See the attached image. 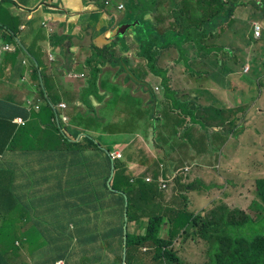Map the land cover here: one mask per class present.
<instances>
[{"label":"crops","instance_id":"crops-1","mask_svg":"<svg viewBox=\"0 0 264 264\" xmlns=\"http://www.w3.org/2000/svg\"><path fill=\"white\" fill-rule=\"evenodd\" d=\"M122 1L124 0H110L109 5L105 6L101 1L92 0H0V101L9 104L22 100L26 105L27 100L32 97L31 94L35 92L38 81V78L30 76L34 68H38L40 81L42 74H45L46 78L47 74L50 76L48 89L52 94L59 96L60 101L68 104V107L80 104L85 111L81 96L83 93L84 96L88 95V112L99 116L101 124L98 129L93 126L71 125L77 130H82L75 140L89 135L99 143L102 150V146H112V150L104 148L106 154L121 152L118 160L124 164L125 172L134 176L135 181H145L147 176L153 178L151 173L143 177L145 171L159 173L158 177H154V181H145L150 184L145 188L146 192L136 187L129 195L122 194L125 207L127 200L131 205L130 212L136 215L130 222L125 221V238V231L128 229L131 232L144 233L149 218L155 213L164 216L168 225L170 217H175L177 212L183 210V207L182 210L178 207L181 204H187L185 209L191 210L194 205L199 206L200 211L204 210L211 202L208 193L200 194L199 189H189L187 183L199 182L200 177L207 178V184L214 181V177L199 174L200 171L205 173L213 168L207 153H224L235 141L237 148L243 147V139L253 127L245 125L239 116L234 119L237 108L240 106L242 111L246 105L244 93L243 96L237 95L239 103H234L229 98L235 84L234 77H237L238 84L242 86V73L236 71L237 69L230 71L231 68L225 60L220 62L218 59L217 66L213 67L211 64L214 57L212 58L205 49L200 51L195 48L196 52L193 54L191 49H185V43L181 50L171 40L169 44L157 41L152 45L151 49L157 51L153 58V72L147 67L145 57L139 55L143 43H147L152 35L146 32L144 25L134 27L128 22L131 18L127 17V9L119 11L117 8L119 3H124ZM197 14L200 15V12ZM146 21L154 23L156 28H161L160 24L166 23L163 31L168 24L164 16L158 14L154 17H145L143 14L141 22ZM127 23L129 26L121 32ZM11 25H17L16 34L9 30ZM11 33L12 39L5 40ZM165 34L166 37L173 38L175 32ZM6 45L10 46V49H5ZM17 46L21 49L16 51ZM106 48H111V60L108 56L105 57L108 55L104 52ZM168 48L171 52H167ZM13 51H16L15 59ZM181 56L197 64L187 67L188 64ZM214 56L221 58L223 53H215ZM173 60L176 62L171 64ZM219 63L221 67H218ZM91 67L100 69L95 95L88 91L91 86L87 88ZM163 78L169 81L173 93H166ZM195 78L198 79L197 84ZM45 95L47 96L46 93ZM216 96L222 100L221 104H214L210 99ZM133 98H139L137 103L131 104ZM124 102L126 106L119 117L109 112V107L114 105V108L120 109ZM149 102L151 104L147 105ZM213 107L221 109L220 115L212 110ZM0 110H4L2 103ZM230 110L233 111L231 116L228 114ZM4 135L0 134V141ZM148 140L155 144L152 150L146 144ZM83 147L94 148L90 145ZM5 150L8 151L6 156L3 157L0 153V177L9 180H0V185H27L29 181L21 182L24 178L15 172L19 168V159L25 155H20L19 148H13L9 152L6 147ZM216 158L222 166L228 161L226 166L233 172L234 156ZM34 161L36 160L33 158ZM186 167L189 169L185 170ZM135 168H141L143 172L139 171L140 174L135 175L132 171ZM36 169L38 168H35L34 163L28 170L33 174ZM74 169L77 171L75 176H61L58 183L63 189L66 187L75 202L76 198L80 201L92 199L90 203L94 204V200H97L94 196L81 197L80 191L89 184L107 182L108 189L115 190L109 186L112 175L109 182L108 178L106 182L103 181L106 173H101L100 159L95 156L78 158ZM177 171H180L178 178H185L184 182L179 184L181 193L182 189L185 191L181 202L178 201L179 194H176L177 189L174 188L178 178L172 180L170 177ZM159 177L168 180L167 190L160 187ZM67 182H71L73 186H69ZM53 184V181H47V189L53 187ZM66 195L56 202L47 200V234L60 235L52 236V241L50 236L47 237L50 243H56L55 250L49 246L52 251L47 253L46 259L34 254V257H31L34 258L33 261L36 264H117L113 252L115 249L108 243L103 244V235L100 234L117 230L114 209L117 207L116 199L119 195L108 192L102 203L87 207L91 209L87 214H77V221L73 219L76 218L73 217V206L67 203ZM198 195H202L201 198L197 197ZM103 204L105 207L101 210ZM80 211L82 210H75L76 213ZM196 213L195 211L193 214ZM78 232L97 233L98 237L84 239L78 237ZM67 233L73 234L72 240H69ZM113 238L116 240L115 236ZM130 249L132 264L145 262L146 255L141 258L140 254L144 252L143 247L132 246ZM14 258L15 255L9 258L10 264L15 263ZM126 258L127 253L125 258L123 253L122 264L126 262ZM203 261L204 258L196 264H203ZM185 262L183 261V264Z\"/></svg>","mask_w":264,"mask_h":264},{"label":"trees","instance_id":"trees-1","mask_svg":"<svg viewBox=\"0 0 264 264\" xmlns=\"http://www.w3.org/2000/svg\"><path fill=\"white\" fill-rule=\"evenodd\" d=\"M126 1L128 2L126 5L127 17L132 19L130 23L137 24L132 25L134 27H139L144 24V22H141V17L143 14L156 11L155 2L157 0ZM167 1L170 7L174 6L172 7V13L169 14L175 18V21L171 22L173 27L166 28L162 34H159V37L166 35L165 33L168 35L171 32H175L173 38H170L171 36H169V40L173 41L175 43L174 45L181 50L184 48L183 44L186 42L191 43L192 47H195L200 51L208 49L207 52L227 51L231 53L232 51V53H234L233 50H240V53H235L232 55L234 57V66L237 67L233 68V66L229 63V66H231L230 71L236 70L238 66L242 65L239 61L241 60L242 56L245 57V51L247 50L246 46H248V43H243L241 46L238 45L237 47H230L229 49H226V46H224L222 42L210 45L207 44L205 40L212 38L216 31L221 27L222 29L227 28L230 30V27L234 21L237 18H240L239 16L242 14V8L246 9V11L243 12H246L245 16L247 19L258 21L264 26V0H192L190 5L186 0L181 1L179 4L172 3V0ZM192 10L193 12L196 10L197 12L203 13L198 15L197 18L194 19V22H189L188 13L190 12L192 16L196 15L191 12ZM246 18L244 17V19ZM131 19L128 20L130 21ZM152 24L154 25V23ZM153 27L156 28V26ZM176 27H179V29ZM15 28H17V25H11L9 30L13 34H16L18 30H15ZM144 28L146 30L145 25ZM151 29L152 30L150 31L146 30V32L152 36L149 37L150 39L147 41V43H143V48L139 55L145 57L147 67L154 72L155 68L153 58L157 51L151 48L152 45L159 41V39L156 38V34H158L156 33V30H154L152 27ZM12 33L6 37L5 40L12 39ZM253 37L254 36H252V39ZM176 38L181 40V43L177 42ZM251 43L252 51L259 52L262 48L264 50V34L262 37L254 39ZM20 49L21 48L17 46L16 51ZM16 51H13L14 59V53ZM167 52L171 51L167 49ZM13 58L12 67H14ZM181 58L185 59L183 56H181ZM37 69L38 68L33 69V73H30L31 77L38 78ZM99 72V68L91 67L89 70L90 77L87 79V88L91 86V89L88 91L94 95L96 94L97 90L96 79ZM253 72H256V69H253ZM245 75L250 79L251 82H254L255 78L251 73H246ZM164 79L165 78H163V80ZM163 84L166 85L164 86V88H166V93H173V89H171L167 79L163 81ZM34 91L35 92L33 93H35L36 97H31L32 103H29L27 106L23 104L22 100H18L17 102L9 104H4L3 101H0V103L3 104L4 109L3 111L0 110V134H5L0 141L1 155L4 157L8 154V151L5 150L6 147L9 149V152L13 148L16 150L19 148L21 156L30 153V155L36 161L43 162V168H38L33 171L35 174L44 172L41 179L46 183L47 181H53L54 184L53 187L47 189V198L44 197L42 199L56 202L67 194V203L73 206V217H76L73 218L74 221H77L78 219L77 214L83 212L87 214L89 211H91L90 208H87L88 206H95L96 204H100L103 201H98L97 203L91 204L90 201L92 199H88L87 201H81L83 206H80L77 202V199L76 202L71 199L73 197L68 194L69 191L66 190V187L64 186L63 189L61 184H59L61 176H66L67 178L75 176L77 171H75L74 167L76 166L77 159L90 155L95 156L96 159H100L101 173H106L103 180L104 182H106L109 176L112 164L113 173L116 169L122 170L120 179L113 178L112 176L110 186L116 191L108 189L106 184H103L104 187L107 188L108 192L113 195H119L118 199H116L117 207L114 209L115 217H117V230L115 232L105 231L103 234H100L103 235L102 243H108L112 248L115 249L113 252L115 253L116 263L122 264L124 250V224L126 220L125 199L122 197V193H127L129 195V193L136 187L137 189L146 192L145 188L149 187L150 184H146V182L142 179H136V181L132 182V176H129V174L125 172L124 164L120 161H116L118 159L112 161L110 156L100 148L99 143L95 142L91 136H84L82 139L76 141L75 138L77 134L82 130H77L72 127L73 125L71 126L70 124H65L62 122L59 117L61 109L57 108V110H55V108H53L57 101L58 103L60 102V97L52 94L48 87L45 89L42 83L40 86L39 79L36 82ZM87 96H84V93L81 96L84 100L83 103L86 105L88 104L86 102ZM35 102H38V104ZM35 105L37 107H35ZM78 108L79 107L77 106H72L69 112L71 115L70 117L73 116V112L75 117L78 115L85 117V115L90 114V112H82ZM17 114L23 119L22 123L15 122V119L17 118L15 115ZM96 119L99 120V116H95V120ZM84 145H90L94 148L91 149L83 147ZM253 146H256V143H253ZM37 152L40 155H43L44 158L39 157ZM0 180L5 182L9 180V178H3L1 176ZM258 183L260 187V191L258 193L260 203L253 202L250 207L256 209V212L254 213L255 215H258L257 210L261 211L263 215H258L259 219H252V217L244 211L241 212L235 208L229 209L227 208V204L225 206H218L217 208L212 207V209L209 211L202 210L194 215H186L182 211H179L180 213L177 212L175 217H170L168 225L165 223L166 218L164 216L155 213L154 216L149 218L146 231L144 233L131 232L128 229L126 263L132 264L129 257V250L131 251L130 248L132 246L138 248H144L148 246L151 249V252L147 253V255L150 254L151 264H183L182 262L179 263V257L173 251V249H171L176 237L179 235H198L208 242V257L210 259V264H264V179L259 180ZM28 184L30 186H36L37 184H40V179L35 176L34 179ZM187 186H189V189L194 190H201V188H204V186L197 181L187 183ZM0 187L1 198H3L5 201H16L20 203L22 200V198L19 197V193L22 189L21 186H11L4 183L3 185H0ZM36 190L42 191V189ZM229 195L230 193H227V196ZM201 196L202 195H198L197 197L201 198ZM88 197L91 196L88 195ZM68 198H70V200H68ZM42 199L39 197L37 201H41ZM201 204H203V202H201ZM101 207V210L104 209L105 204H103ZM130 208L131 205L129 203L127 210L128 222H130L131 219L136 218V215L130 212ZM79 209L82 211L76 213L75 210ZM70 212L71 211H68V213ZM19 218L21 221L18 219L6 218L4 220V224L0 226L1 228L5 227L6 229L11 227L9 230H5L4 232L0 233V249L1 244L3 246V251L0 250V264H10L9 258L14 255L17 256L18 250L21 249V247L26 249L30 253L31 257H34V254H36L35 256L39 254V257L44 259H46L47 250L48 252L55 250L56 243H50L47 240V237L50 236L52 241V236L57 235L58 237L60 233H51V235L49 233H45L44 238L48 242L47 246L44 248L42 246H36L35 243L37 240H39V237L36 234L42 233V231L38 229L39 222L35 221L36 217H32L31 226L26 228H23V224L27 223V217L24 210L19 211ZM164 234L167 236L164 237ZM66 235L69 237V240L73 239L72 233H67ZM77 235L78 237L80 236L84 239H96L98 237L97 233L95 234L92 232H78ZM113 236L116 237V240L113 238ZM112 239L114 240L110 241ZM49 246H51L52 250L49 249ZM213 255L217 257L218 263L214 261ZM29 259L30 261L25 257H22L19 264H36V262L33 261L34 258Z\"/></svg>","mask_w":264,"mask_h":264},{"label":"rangeland","instance_id":"rangeland-1","mask_svg":"<svg viewBox=\"0 0 264 264\" xmlns=\"http://www.w3.org/2000/svg\"><path fill=\"white\" fill-rule=\"evenodd\" d=\"M181 1L183 0H172L171 2L175 4H179ZM186 1L189 5L192 3V0H186ZM155 7H156L157 12L156 11H152V13L148 12L147 14H144L145 17H148L149 15L154 17L156 14L164 16V18L168 21L166 28H172L173 26L171 22H174L175 18L170 16V14L172 13L173 11L172 7L174 6L170 7L167 0H157L155 2ZM243 11H246V9L242 8V14L239 16L240 18H237L234 21V23L230 27V30L227 28L222 29L221 27L216 31L215 35L212 38L206 39L205 42L210 45H213L218 42H222L223 45L226 46V49H229L230 47L231 48L237 47L238 45L241 46L243 43H248V46H246L247 50L245 51V57L242 56L241 60L239 61L241 62L242 65L238 66L237 71H239V73H242V69H244V72L251 73L252 76L255 78V80L254 82H251L250 79L246 75H241L240 79L242 82V86H243L242 87L238 84L237 77H234L233 82H235V84L232 88V92L229 95V98L234 103H239L237 99V95L240 94V96H243L242 93H244V99L246 101L245 102L246 105L243 107L242 111H240V106L237 108V110L234 109L236 110V113H237L234 116V119L237 116H239L240 118L244 120L245 125L253 127V129L245 135L243 139V142H244L243 147L237 148L236 146L237 141H235L230 147H227V150L224 153H220V151L217 152L216 154H214L213 152L207 153L208 157L213 163L212 164L213 168L205 171V173L200 171L199 174L203 176L214 177L215 179L214 181L207 184V178L205 179V178L200 177L199 183L203 185L204 188H201L199 192L201 194L205 192L208 193L209 195L208 199H211V202L215 201V204L213 203L214 205H212V203L210 202L207 206H205L206 208L204 210L209 211L210 209H212V207L217 208L218 206H222V205L225 206L227 204V208L229 209L235 208L241 212L244 211L245 213L250 215L252 219L257 220L259 219L258 215L260 216L263 214L261 213V211L257 210L258 215H255L254 213L256 212V209H253L250 206L253 202L260 203V199L258 197V193L260 191L258 181L264 179V50L262 48L261 51L259 52L252 51L251 42L256 38L258 39L262 37V35L264 34V26L258 21L247 19L245 16L246 12H243ZM191 12H193V10ZM193 13L196 14L199 12L195 10V12ZM202 13L203 12H200V14ZM197 16L198 14L195 16H192L189 12L188 13L189 22H194L195 21L194 19L197 18ZM244 17L246 19H244ZM165 24L166 23H161L160 24L161 28H158V27L155 28L153 27L154 25L151 24V21H146L143 25H145L147 31L152 30L151 29L152 27L154 30H156V33H158L156 34L157 35L156 38L159 39V41L161 42L165 41L166 44H169L170 40L168 37H166L165 35H163L162 37H159V34H162L163 32L162 28L165 27ZM257 24H260V26H262L263 28V30L259 34L253 31V28L255 29ZM176 28L179 29V27H176ZM252 36H254L253 39H252ZM176 41L181 43V40H179L178 38H176ZM184 45H185V49L187 50L191 49L192 53L195 54L196 52L195 47H192L191 44H188V42H186ZM207 50L205 49V51ZM104 52L108 54L105 57L108 56L109 60H111L112 58L111 55H113L111 48H106ZM233 52H234L233 54L240 53V50L239 51L233 50ZM208 53L211 54L212 58L214 57L212 64H211V66L213 67L217 66L216 62L219 59L216 56H214L215 53L219 55L223 53L222 59L228 62V65L230 63L233 66V68L237 67V66H234L235 65L234 57L232 56L231 53L227 51H219L215 53L214 51H210ZM185 61L188 64L187 67H189V65L193 67V64H197L195 61L191 62V60H188V59H185ZM175 62L176 61L173 60L170 63L173 64ZM218 67H221L220 63ZM246 69L248 70L245 71ZM253 69H256V72H253ZM115 70L117 71V68ZM43 72L44 70L42 71V73ZM193 75H194V72H193ZM39 76L40 74H38V79H39ZM41 77H42V80L41 81L39 80L40 86H41V83H43L46 89L51 78L48 74H47V78L45 74H42ZM195 81L197 84L198 79L195 78ZM20 91H22V89H20ZM31 96L36 97L34 93H32ZM138 99L139 98H133L131 100V104L137 103ZM210 99L213 101L214 104L216 103L218 105L222 103V100L220 99V97H217V96L210 97ZM35 103L38 104V102H35ZM150 104L151 102H149L147 105H150ZM125 106L126 104L124 102V104L121 106L120 109L114 108L115 106L113 105L109 107L108 110L111 114L117 115L119 117L121 113L124 111ZM237 106L238 105H236V107ZM71 108L72 106L67 107L66 109H63L60 111V114L65 113L69 117L67 121H62L63 123L70 124V125L74 124L78 126H87V127L93 126V128H96V129L99 128L101 124L100 119L95 120V115L87 114L85 115V117L81 115H78L77 117H75V114L73 112L72 113L73 116L70 117L71 115L69 112ZM212 110L215 111L218 115H220L221 113V109L219 107H213ZM232 113L233 111L231 110L228 111V114L230 116L232 115ZM216 135L218 134L216 133ZM207 140L208 139L206 137V142ZM94 141L97 142L96 140ZM151 141L152 140H148L146 144L152 150V148L155 147V144L154 142H151ZM253 143H256V146H253ZM102 147H103V150L104 148H107V149L109 148L110 150H112V146H108V147L102 146ZM37 155L39 157L44 158V156L40 155L38 152H37ZM227 155H232L235 157V159L232 160L233 161L232 163L233 172L230 171V169L226 166L228 164V161H225V164L222 166L219 163L218 159L216 158L217 156H227ZM116 161H121V160H116ZM18 163H19V168L16 169L15 172L19 174L20 176H22V178H24V180L21 182H24V183L28 181L30 182L36 176L38 179H40V184H37L36 186H30L29 184L25 186H21L22 189H21V192L19 193V197L22 198V200L20 201V203L16 201L14 202L5 201L0 196V226L4 224L5 222L4 220L6 218L18 219L19 221H21V219L19 218V211L24 210L25 215L27 217V223L23 224V228L31 226L32 217L35 216L36 217L35 221L39 222L38 229L42 231L41 234H36L39 237V240H37L35 244L36 246H42L44 248L48 244V242L44 238L45 233H47L46 232L47 231V200L42 199V198L44 197L47 198V183L41 179L44 172L39 173V174H35V173L31 174L29 172L31 170H28L30 167L34 165V163H35V168H40V169L43 168V162H39V161L33 162V157L30 154H26L21 159H19ZM132 171H134L135 175H139L140 174L139 171L143 172L141 168H135ZM148 173H151L153 177H158L159 175V173L145 171L143 172L142 176ZM121 174H122V170L116 169L113 173V178L120 179ZM175 175L171 174L170 177L174 180L180 177V175H177L176 177ZM129 176H133V175L130 174ZM184 180L185 178L183 179L178 178L175 180L176 185L174 188L177 189L176 194H179V198H180L178 200L179 202L182 201L181 200L183 196L182 194L185 193V191L182 188H181L182 189V193H181L179 184L184 182ZM67 184L69 186L70 185L73 186L71 182H67ZM106 185H107V182H106ZM36 189H42V191L36 190ZM0 190H1V187H0ZM80 192H82L81 197H86V196L88 197V195L94 196L97 199V200L93 199L94 203H97L98 201L102 202L103 201L102 199H105V196L108 194V190L107 188L103 187L102 182H96L93 184H89L87 187L83 188ZM228 192L230 193V195L229 196L225 195V193H228ZM39 197L42 199L41 201H37ZM70 198H68V200H70ZM77 202L80 206H83L80 200L77 199ZM186 205L187 204L185 205L181 204L178 207L180 208V210H182V207H183L182 212L186 214L191 213L190 215H194L193 213H195V211L200 212L199 206L192 205L191 210H190L188 208L185 209ZM262 206H263V203H262ZM187 211H189L190 213ZM10 228L6 229L5 227L4 228L0 227V233L4 232L5 230H9ZM20 235H23V234H20ZM166 236L167 235L164 234V237ZM176 239L177 240L174 242L171 249H173V251L179 257V260H180L179 263L181 262L183 263V261H186L185 264H196L199 261L201 262L202 259L204 258L205 261H203V264H210L209 257L208 258L206 257L208 256V253H209V245H208V242L205 241V239H202L198 235L196 236L179 235L178 237H176ZM0 250L3 251L2 244H1ZM143 250L144 252L140 253L141 258L145 255L146 257L144 258L145 262H143L142 264H151L150 254L147 255V253L151 252V249L147 246L146 249H143ZM47 253H48V250H47ZM213 256H214L213 257L214 261L217 262L218 260L217 257L215 255ZM22 257L23 258L25 257L26 259L31 258L30 253L23 247H21V249L18 250V255L15 256L14 258L15 263L13 264L20 262V259Z\"/></svg>","mask_w":264,"mask_h":264},{"label":"clouds","instance_id":"clouds-1","mask_svg":"<svg viewBox=\"0 0 264 264\" xmlns=\"http://www.w3.org/2000/svg\"><path fill=\"white\" fill-rule=\"evenodd\" d=\"M92 1H101V2H103V4L105 5V6H108L109 5V1L110 0H106V2H107V4L104 2L105 0H92ZM122 2H124V3H119L118 4V6H117V8H118V10L119 11H122L124 8L126 9V5H127V1L126 0H124V1H122ZM120 6H121V8H120ZM128 22H131V21H128ZM135 25H137V24H135ZM258 27L260 28V30H259V33L262 31V26H260V24H257L256 25V27H255V33H256V31H257V29H258ZM258 33V34H259ZM7 47V48H6ZM4 48L5 49H10V46H8V45H6V46H4ZM231 53H232V51H231ZM232 55H233V53H232ZM219 61L220 62H222V61H224L223 59H222V57L221 58H219ZM230 68H231V66H230ZM248 69H246L245 71H247ZM237 71V70H236ZM246 73L244 72V69H242V75H245ZM28 101H29V103L31 104L32 102H31V99H29V100H27V104H26V106L29 104L28 103ZM80 101H82V100H80ZM64 104V106H60V104ZM82 103H83V101H82ZM77 107H79V109L82 111V112H87L88 111V107H89V103L86 105V104H84L83 103V106H84V108H85V111L83 110V108H82V106L80 105V104H78V105H76ZM68 107V104H66V103H64V102H62V101H60L59 103L57 102L56 103V105H54L53 106V108H55V110H57V108H60L61 110H63V109H66ZM62 116H66V119L65 120H63L62 119ZM59 117H60V119L62 120V121H67L68 119H69V117L67 116V114H65V113H63V114H60L59 115ZM16 122V121H15ZM17 123V122H16ZM108 153V155L110 156V159L113 161V160H115V159H118V158H120L121 157V152H119V151H116V152H107ZM115 153H119L120 154V156H116L115 155ZM112 155H114V157H112ZM111 168H112V176H113V164L111 165ZM189 169V167H186L185 168V170H188ZM111 172V171H110ZM179 172L180 171H177L174 175H175V177L179 174ZM144 177V176H143ZM147 178H150V180H148ZM158 180H159V185H160V187L161 188H163L164 190H167L168 189V180H166V179H163L162 177L160 178H158ZM173 180V179H172ZM131 181L133 182V181H135V179H134V176H132V178H131ZM145 181L146 182H151V181H154V177L152 178L151 176H147L146 178H145ZM163 184H165V186H163ZM110 186V185H109ZM122 194H125V193H122ZM128 201L126 200V207H125V221H126V223H128V218H127V210H128ZM127 228H128V226H127ZM126 244H127V239H126ZM144 249H146L145 247H144ZM125 250L127 251V247H126V245H125V238H124V250H123V253H125ZM127 253V252H126ZM60 262H57V264H59ZM126 263V262H125ZM127 264V263H126Z\"/></svg>","mask_w":264,"mask_h":264},{"label":"built area","instance_id":"built-area-1","mask_svg":"<svg viewBox=\"0 0 264 264\" xmlns=\"http://www.w3.org/2000/svg\"><path fill=\"white\" fill-rule=\"evenodd\" d=\"M104 2L107 4L106 0H105ZM120 8H121V6H120ZM259 30H260V28L258 27L256 33H259ZM6 48H7V47H6ZM28 103H29V101H28ZM60 106H64V104L61 103ZM35 107H37V106H35ZM62 119L65 120V119H66V116H62ZM15 121H16L17 123H22V122H23V119H22L21 117H17V118L15 119ZM115 155H116V156H120L119 153H115ZM112 157H114V155H112ZM147 179L150 180V178H147ZM163 186H165V184H163Z\"/></svg>","mask_w":264,"mask_h":264},{"label":"water","instance_id":"water-1","mask_svg":"<svg viewBox=\"0 0 264 264\" xmlns=\"http://www.w3.org/2000/svg\"><path fill=\"white\" fill-rule=\"evenodd\" d=\"M134 24H135V23H132L131 25H134ZM128 26H129L128 23L125 24V26L122 28L121 32H124L125 29H126ZM111 175H112V168H111L110 175H109V177H108V182H109V179L111 178ZM108 185H109V183H108ZM126 239H127V231H125V245H126ZM125 256H126V250H125V253H124V258H125ZM123 264H126V263L124 262Z\"/></svg>","mask_w":264,"mask_h":264}]
</instances>
